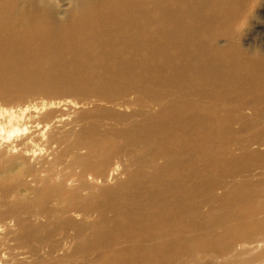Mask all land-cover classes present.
Returning <instances> with one entry per match:
<instances>
[{"label":"bare ground","instance_id":"6f19581e","mask_svg":"<svg viewBox=\"0 0 264 264\" xmlns=\"http://www.w3.org/2000/svg\"><path fill=\"white\" fill-rule=\"evenodd\" d=\"M93 1L71 0L66 12L57 0H0V30L9 26L19 28L30 43L34 42L38 48L43 47L49 56L61 58L65 51L76 56L84 51L82 57L91 66L95 62L90 58L92 51L87 50V46L93 44L96 52L101 51L99 56L106 53L108 57L104 56L105 59L114 58L110 67L99 65L98 69L115 74L134 73L149 61L158 59H162L164 65L175 61L179 64V69L183 68L182 64L193 61L200 67L198 71L201 70L205 76L210 77L213 84H218L231 78L227 65L233 57L237 59L239 54H243L240 59H264L263 28L256 31L250 42L246 41L252 27L264 23L261 15L264 0H108L105 4H93ZM87 14L98 16V21L82 26L83 22L80 20L82 16L86 18ZM73 17L78 21L73 28L69 26L68 33H65L63 24ZM50 21L54 22V27H49ZM222 36L225 38L223 41L220 40ZM205 38L207 41L202 40ZM232 52L237 56L229 54ZM13 58L12 54L5 52L0 58V101H10L7 96L10 97L12 87L6 76L7 70L14 66L11 61ZM74 63L79 65L77 60ZM58 64L53 65L64 68L63 62ZM195 69L187 68L189 71ZM249 71L255 72L254 78L259 83L251 95L242 99L243 104L236 105L235 112L229 116L248 117L249 120L264 122V68H251ZM121 89L96 92L91 97L78 100L62 99L47 103H56L59 109H70L69 113L74 112L79 121L96 118L94 126L86 123L79 132L54 129L57 127L54 121L65 120L61 116L64 114L61 110L54 121L47 118L42 121L46 122L44 129L40 123L36 124L40 120L30 114L29 118L35 119L30 121L33 123L30 132L26 122H20L22 118H28L24 115L30 111L29 105L18 113L14 109L0 107V224L7 228V239L17 241L14 247L28 246V253L33 258L32 264H43L44 261L46 264H65L72 263L74 259H84L86 253H81L83 244L85 251L101 244L110 248L109 252L113 250L109 255H98L105 258L100 264L132 263L135 246L141 249L138 254L141 259L154 260L150 255L153 250L161 244L169 246L175 242L172 231L179 224L207 228L211 232L223 228L224 232L235 224L232 217L237 216L234 214L235 210L239 213L241 209H245L242 212H247L253 206L262 211L260 219H264V150L253 148L264 147V135L260 136L254 128L253 136L238 144L240 153L237 158L232 157L233 154L228 159L227 156L223 157V162L234 163L225 172L240 176L244 174L245 178L240 182L225 183L220 196L223 205H211L213 208L206 212L203 211V199L195 196L190 201L179 194H169L173 176L170 175L171 172L164 171L169 165L168 160L163 163L166 167L153 161L144 166V172H140L143 178L136 179L134 173V180L132 179V167L136 161L140 163L143 153L136 155L129 150L121 153L118 147L113 146L116 145L113 139L120 135V130H117V134L116 130L108 132L113 133L112 137L108 133L103 135V127L110 122L116 127L126 126L128 130L143 127L142 125L158 120L160 111L162 113L166 108V102L155 90L141 91L130 85ZM246 102L247 105H244ZM91 105L95 108L81 118L82 113L79 111ZM157 107L159 110L156 111ZM207 107L205 104L200 105L205 114L217 113L214 108L206 112ZM247 108L251 110L250 116L245 112ZM139 116L145 119L138 120ZM134 119L136 120L133 121ZM220 125L219 129H222L224 123ZM47 128H52L45 136L47 147L67 146V154H72L70 167L64 168L57 175L49 174L43 164L44 158H33L35 151L32 142L38 140L40 135H45ZM200 130L198 132L202 136H208V129L202 127ZM27 132L30 133L21 135ZM201 151L203 154L208 152L206 148ZM188 160L187 156L184 160L180 158L183 162ZM243 162L248 165L244 167ZM252 166L256 169L260 166V171L255 172L256 169H252ZM252 171L260 175V182L257 184L249 181L255 175ZM174 173L176 175V171ZM114 174H125L127 179L119 180L116 187H111L105 182ZM54 175L56 178L51 180L50 176ZM8 180H12L11 183ZM95 181L103 185L98 187ZM253 185L257 187L251 201L248 200L247 190ZM55 188L59 189L55 206L50 207L46 200L41 206L36 200L38 207L34 206L35 198H30V192L36 191L44 195ZM217 200L219 201V197ZM227 200L234 202L235 206L226 204ZM166 204H173L178 213L176 211L172 215L166 212ZM95 212L98 213V218L93 224H83L75 218V214L85 217ZM182 212L185 215L179 214ZM194 212L198 218L191 221L190 214ZM46 215L52 220L53 227L62 231L64 244L51 243L46 250L45 259L40 255V246L29 245L28 238L46 225L41 219H35ZM86 228L90 230V234L82 241L80 239ZM230 239L233 244L237 243L229 245L233 248L225 255L226 264H264V230L235 234ZM75 240L76 244L71 251L65 249ZM65 241L68 243L65 244ZM184 243L188 247L192 246L189 236H186ZM59 251L62 252L58 254ZM193 252V255L178 260L168 255L166 263L199 264L198 262L207 258L198 251Z\"/></svg>","mask_w":264,"mask_h":264},{"label":"rangeland","instance_id":"374dc122","mask_svg":"<svg viewBox=\"0 0 264 264\" xmlns=\"http://www.w3.org/2000/svg\"><path fill=\"white\" fill-rule=\"evenodd\" d=\"M57 1L61 6H64L62 7L63 11L65 10L67 12L69 10L71 0ZM108 2V0H94L93 4H105ZM263 7L261 15L264 18ZM71 20L73 21L70 22ZM96 20L98 21V16L87 14L86 18L82 16L80 21L83 22L82 26H84L86 23L92 24ZM77 21L74 17L65 21L63 24L64 32L68 33L69 26L73 28L74 23ZM263 24L260 23L252 27L246 36L247 42H250L255 37L256 31H259L260 28H263L264 35ZM52 26L54 27V22L50 21L49 27ZM224 39L223 36L220 38L221 41ZM202 40L207 41L206 38ZM32 43H30L29 38L23 35L17 27L9 26L0 30V58L3 52L12 54L14 57L11 60L14 66L7 70L6 76L12 87L10 89V97L7 96V99H10V101H0L1 108H11L18 113V111L20 112L21 109L29 105L31 109L24 116L29 118L30 114L33 115L35 119L41 121H37L36 124L40 123L43 129L46 127V122L42 121L45 118L54 121V117L60 114L61 112L59 110H61L64 113L61 116L65 120L63 122L54 121L56 122L55 125H57L54 129L60 130V128H64L62 129L64 131L79 132L81 126L86 125V123L94 126L96 118L79 121L73 114L74 112L69 113L70 109H63L66 107H60L59 109L56 103L51 105H47V103L62 99L78 100L83 97H91L92 94L100 91L122 90L121 88L129 85L141 91L155 90L161 94L163 100L166 102V108L162 110V113L160 111L157 121L142 125L143 127L140 128L137 126L134 130H128L126 126H113L111 122L103 127V135L112 130H116L117 134V130H120V135L118 134L119 136L113 139V143L116 141V145L110 142L108 143L116 148L118 147L117 149L121 153L127 150L134 151L136 155L143 153L140 163L136 161L134 167H132L134 169L132 173L133 180L134 173L136 179L143 178L140 172H144V166L150 165L154 161L163 167L165 166L163 163L168 160L169 165L167 167L165 166L164 171L167 173L171 172L170 175L173 176L171 178L173 183L169 185V194L176 193L183 197V199L190 201H193L195 196L200 200L203 199V211L207 212L213 208L211 205H214V207L223 205L220 202V196L225 189L224 185L228 182H240V180H243L242 178H245L244 174L240 176V174L225 172L227 170L229 171L231 165L234 163L230 161L226 163L222 159L225 156H227V159L231 158L229 156L230 154H233L232 157L237 158L240 153L238 144L247 140L248 137L253 136L254 128L259 132L260 136L264 135V122L249 120L248 117L240 118L238 116H229V114L235 112L236 105L243 104L242 99L249 94L251 95L256 84L259 83V80L256 77L254 78L255 72L249 70L251 68L262 70L264 68L263 58L254 60L253 58L244 57V59H240V56H243V54H239L240 56L237 59L233 57L231 63L227 65L228 73L232 74L231 78L228 81L213 84L210 77L205 76L206 74L204 75L201 70L198 71L200 67L193 61H190L188 64L186 63L187 66L186 64H182L183 68L179 69V64L175 61H172L169 65H164V61L158 59L157 61H149L145 67L134 71V73L118 72L115 74L112 71L104 72L102 68L101 70L98 69L99 65L110 67L114 58L110 57L109 59H105L104 56L108 57L106 53H104V56L102 54V58L98 55L101 51L96 52L95 45L93 44L87 46V50L92 51L90 58L95 62L91 66L82 57L84 51H80L76 56L69 53V51H65L60 58L55 55L49 56L46 50H43V47L38 48V45L34 42ZM229 54L237 56L233 52ZM245 59H247L246 62H242ZM76 60L79 65L74 63ZM60 62L64 63V68L53 65L55 63L59 65L58 63ZM189 67L192 69L196 68L197 70L189 71L187 70ZM12 100L14 101L12 102ZM202 104L208 105L206 112L214 108V111L217 113L215 115L203 113L200 109V105ZM244 105H247V102ZM93 108L95 106L91 105L88 108L77 110H80L79 112L82 113L81 118H83ZM157 110H159L158 107L156 108ZM245 110L247 116H250L251 110L248 108ZM28 118H22L20 122H26L28 131L32 132L31 126L33 123L30 121L35 119ZM144 119L142 116L138 117V120ZM223 123L222 129H219L220 124ZM200 127L208 129V136H202L198 132L201 131ZM51 129L47 128L45 135L35 136L38 140L32 142L33 150L35 151V157L33 158H44L43 164L48 169L49 174L53 175L56 173L57 175L64 168L70 167L72 154H67V146L56 148L54 145L50 149L47 147L44 142L45 136ZM30 132L21 135L24 136ZM108 134L113 137V133ZM204 148L208 151L206 154H203V151H201ZM253 148L255 150H264L263 146L261 148L259 146H253ZM254 153L259 154L258 151H254ZM186 156L189 157L187 162L180 161V158L184 160ZM262 162L264 161L262 160ZM247 165L243 162L244 167ZM252 169H256V167L252 166ZM174 171H176V175ZM257 171H260V166L255 170V172ZM56 175L50 176V179H55ZM258 176L260 175L255 174L251 176L249 181L253 184L259 183L260 179ZM126 179L125 174H114L105 183L111 187H116L117 181ZM11 181L8 180V183H11ZM95 183L98 187L103 185L99 181H95ZM256 187V185H253L247 190L248 200L253 201L251 198L254 196ZM10 188L11 186L8 188V191H10ZM58 192L59 189L55 188L54 190H49L48 193H44V195L36 193V191L30 192L29 196L30 198H35V207L37 206L36 200H38L39 206L48 202L49 206L53 207L57 203L59 197ZM218 197L219 201L217 200ZM250 203L253 205L252 202ZM173 204L172 206H167V204L165 206V211L172 215L177 211ZM226 204L235 206L234 202L230 200H227ZM242 210L245 209H241L239 211L240 214L236 210L234 211V214L237 216L234 217L232 215V217L236 222L231 229L228 228L224 232H222L223 228L211 232L207 228L201 229L200 227L197 228L192 225L189 227L179 224L172 231L175 242L169 246L161 244L157 249L153 250V254L150 255L154 260L150 258L141 259L138 256L141 249L135 246L133 249L135 256L132 263L128 264H167L166 256L172 255V258L176 257L178 260L185 256L193 255L194 250L195 252L198 251L205 254L207 257L205 260L198 262L199 264H226L225 255L233 248V246L229 247V245L233 244V242H230V238L233 235L251 234L255 230H264V219H260L262 211L257 206L248 208L247 212H242ZM179 214L185 215V212ZM48 215L35 219L36 221L41 219L46 225L38 229L36 234L29 235L28 238L29 245L36 244L40 246V255L45 259L47 258L46 250L51 243L64 244L62 231L53 227V222L48 218ZM75 215V218L83 224H93L98 218L97 212L85 217L81 214ZM190 215L192 217L191 221H195L198 218V216L195 217V212ZM6 232L7 228H4L0 224V264H32L33 258L28 253V246L14 247L17 241L7 239ZM113 233L111 232V234ZM89 234L90 230L86 228L80 240L84 241L86 236L89 237ZM186 236H189L191 240V247H188L184 243ZM88 242L90 243L91 240H88ZM67 243L65 241V244ZM236 243L234 242L233 245H236ZM75 244L76 240L69 243L65 249L71 251ZM84 247L85 245L83 244L81 253L83 251L86 253L84 259H74L72 263L66 262L65 264H100L105 261V258L98 255L100 253L109 255L113 251L109 252L110 248L104 244L98 245V247L88 248L86 251ZM228 248L229 250H227ZM61 252L59 251L58 254ZM43 264H46L45 261ZM170 264L177 263L170 262Z\"/></svg>","mask_w":264,"mask_h":264}]
</instances>
